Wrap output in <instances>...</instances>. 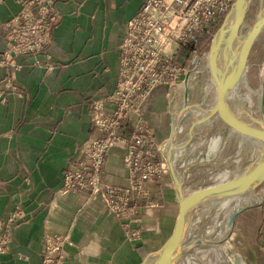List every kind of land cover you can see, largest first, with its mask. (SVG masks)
Masks as SVG:
<instances>
[{
  "label": "crops",
  "instance_id": "1",
  "mask_svg": "<svg viewBox=\"0 0 264 264\" xmlns=\"http://www.w3.org/2000/svg\"><path fill=\"white\" fill-rule=\"evenodd\" d=\"M144 2L55 0L58 21L46 55L20 56L15 67L4 51L7 24L20 3L0 0V82L10 77L15 89H0V235L9 238L0 264H43L44 242L53 234L69 238L63 264H144L171 235L178 198L168 173L145 184L133 223L110 214L88 191L64 192L68 170L99 135L91 124L92 104L114 91L119 47ZM167 91L156 87L145 107L157 142L167 138L171 120ZM131 130L122 123V135ZM124 155L122 142L109 149L104 183L128 186ZM259 215L251 264H264V206Z\"/></svg>",
  "mask_w": 264,
  "mask_h": 264
},
{
  "label": "built area",
  "instance_id": "2",
  "mask_svg": "<svg viewBox=\"0 0 264 264\" xmlns=\"http://www.w3.org/2000/svg\"><path fill=\"white\" fill-rule=\"evenodd\" d=\"M236 0H145L142 10L127 24L119 47V71L114 91L92 104L91 124L99 133L83 148V157L65 177L64 192L88 191L99 196L107 211L129 223L146 195L145 184L164 174L166 163L155 132L146 119V104L158 86H173L186 72L177 64L181 48H191L212 33ZM20 10L7 24L4 57L12 65L20 56L46 55L52 29L58 21L55 0H19ZM11 78L0 89L12 92ZM175 86V85H174ZM110 108V109H109ZM131 125L122 135V123ZM125 146L123 159L128 186L101 180L109 149ZM16 215L9 219L13 223ZM8 234L0 235V253L7 250ZM68 236L50 235L42 251L43 264H63Z\"/></svg>",
  "mask_w": 264,
  "mask_h": 264
},
{
  "label": "rangeland",
  "instance_id": "3",
  "mask_svg": "<svg viewBox=\"0 0 264 264\" xmlns=\"http://www.w3.org/2000/svg\"><path fill=\"white\" fill-rule=\"evenodd\" d=\"M263 6H264V0H249L248 10L246 12V18H245V25L242 30V33H245L246 31H248L249 27L254 23V21L256 20ZM224 17L220 19V22L212 30V33L209 36L204 37L200 41V43H197L194 47H191L188 49L181 48L179 54H177L176 56L175 61H177V64L180 67L186 68V72L184 74L182 73L179 76L178 80L174 84L175 86L174 85L170 87L166 86L168 88V91L164 99L165 100L164 107L165 109H167V112L170 113L171 120H170L169 126L167 127L168 129V132L166 133L167 138L161 142H157V144L161 146L162 150L164 149L163 157L166 163V168H165L164 173L165 174L168 173L171 178L172 176H171L169 166L166 160V152L168 149V145L170 144L172 132L174 131V134H175L174 139L177 135V126L175 122L176 115L179 113L181 109H183L185 105L187 106L190 105L191 108H195L197 106L205 108L211 104L210 102L213 100V97H214L213 90L210 93L208 92V90L206 91V88L209 87L207 84V80L209 79L208 78L209 76L205 73L203 69L204 68L203 64H205L206 58L208 57L211 41L213 37L215 36L218 28L221 26L224 20ZM195 60H196V63L194 64ZM221 61H222V57H221ZM263 63H264V32L260 34V36L258 37V40L252 46L250 53H249V57H248V66H247L246 74H247V78H248L250 85L254 89H259L263 84L264 77L261 76V68L263 66ZM205 86H208V87L204 89ZM171 93H172V96L169 97L168 95ZM203 118H206L205 114L203 115ZM205 120H208V119H205ZM186 127H190V126H188L187 121L184 120V122L182 123V132L179 134L178 140L181 141L185 139L184 137H186L185 134H187V129H188V128L186 129ZM221 127H224V128H221ZM227 129H228L227 126L224 125V123L222 122H218L213 126H209L208 124L205 126V129H203V132L201 130L198 131L199 134L202 133L199 139L201 138L212 139L217 136H223L226 138V140L227 139L231 140L230 136H228L230 134V130L229 129L227 130ZM194 132L196 134L195 129H194ZM230 140L227 143V146L229 145V147H226L224 150H222V152H219V155L210 161H207L204 159L206 148H203L200 152H198L197 155L195 156L196 158L193 157V159L192 158L188 159L189 163L186 164L187 166L182 165L183 162L179 159L180 157H183V156L178 157V161L176 160V171L178 175L180 176L179 177L180 181L182 180L184 184V188L193 189L198 186H207V185L215 184L216 179L213 178V176L211 175L214 174L213 173L214 169H217L219 167H221V169L235 168V170L240 168L239 166L242 164L243 160L246 161V158L243 157V154H242L243 152L242 153L238 152V139L232 138V142ZM230 154L231 155L233 154L232 155L233 157ZM185 158H187V156ZM224 166H227V167H224ZM199 173L201 175H199ZM172 184L174 185V182H172ZM263 190H264V184L261 185L257 189L256 195H259V193L262 192ZM263 206H264V200L260 202L259 204L251 206L248 209L240 212V214H238V216L235 218L232 228L229 229L230 233L227 236V238L224 241H221L219 243V245L222 246V250L225 254V258L227 262L226 264H231V263L232 264H251L252 262V255H251L252 254L251 253L252 239H253V235H255L256 233L254 227L256 226L257 218H259L260 216L259 214ZM250 212H253V214H251L248 217L246 213H250ZM191 219H192V216L189 218V221H191ZM201 244L210 245L211 242L206 241L204 243H200L199 245ZM205 249L207 248H203V250ZM186 253H185L186 257L182 259V261L179 264H186V263L187 264H207V262L205 261L206 257H203L201 253H197V252L195 253V250L193 251L192 247L189 248ZM186 258L189 260H187Z\"/></svg>",
  "mask_w": 264,
  "mask_h": 264
},
{
  "label": "bare ground",
  "instance_id": "4",
  "mask_svg": "<svg viewBox=\"0 0 264 264\" xmlns=\"http://www.w3.org/2000/svg\"><path fill=\"white\" fill-rule=\"evenodd\" d=\"M263 8L264 6L261 8V10ZM203 65H204L203 69L205 73L209 76L208 77L209 79L207 80V84L209 87L205 86L204 89L208 87L206 88V91L208 90L209 93L213 90L214 97H213V100L210 102L211 104L205 108H202L199 106L195 108H191L190 105L188 106L185 105L183 109H181L179 113L176 115L175 122L177 126V135L174 139L175 146H174V151H173V163L175 167H176V160L178 161V157L180 156H183L179 158L183 162L182 165H186L187 163H189L188 159L190 158L193 159V157H195L198 152H200L203 148H206L204 159L207 161H210L216 156H218L219 152H222V150H224L226 147H229V145L227 146V143L230 139L226 140V138L223 136H217L212 139H208V138L199 139L202 133L199 134L198 131L201 130L203 132V129H205L206 125L209 124V126H213L218 122L224 123L217 114L211 113L212 108L216 104L217 90H216V84L210 73L208 58H206L205 64ZM247 66H248V61L246 63V70H247ZM261 76L264 77V63L261 68ZM263 94H264V81H263L262 86L259 89H254L250 85L248 78H247L246 71H245L244 76L242 77V80L240 81L238 87L230 94V97H228V103L233 113L236 116H238V118L250 124L251 126H254L256 128H261V127H264V111H262ZM204 114L206 118H203ZM205 119H208V120H205ZM184 120L187 121L188 126L190 127H186V129L188 128L187 134H185L186 137H184L185 139L180 141L178 140V137H179V134L182 132V123L184 122ZM224 125H226L227 128L230 130V134L228 135L231 138L230 141L232 142V138L238 139V152L240 153L243 152L242 154H243V157L246 158V161L243 160L242 164L241 165L239 164L240 168L236 170L235 168L221 169V167L214 169V172H213L214 174L211 176H213V178L216 179L215 184H211L207 186H198L193 189H189V188L186 189L184 188V184L181 180V190L184 196H187L188 194L196 190H199L201 188L213 186V185L225 182L228 179H231L233 177L240 176L241 174L245 172V170H247L251 166L253 162H255L257 159L261 157L262 144L258 140H256L255 138L251 136L238 133L232 130L225 123ZM221 128H224V127H221ZM194 129L196 130V134L194 132ZM168 149H169V145H168ZM186 156L187 158H185ZM224 167H227V166H224ZM199 175L201 174L199 173ZM263 184L264 183H262L261 185ZM259 187L247 192L246 194L242 196H235V197H229V198L216 200V201L214 200V201L204 202L203 204L198 206L196 210L192 213V219L191 221L188 222L186 226L184 241L194 242V241L200 240L201 243L210 241L211 242L210 245L201 244L199 246L192 247L193 251L195 250V253L196 252L201 253L203 257H206L205 261L207 262V264H226L227 263L225 254L222 250V246H220L219 243L221 241H224L230 233L228 226H227L229 217L233 212H235L236 210L242 207H246V206L251 207V206L257 205L260 202H262L264 200V190L260 192L259 195H256V191ZM203 248H207V249L203 250ZM186 254L180 259H178L176 262H174L173 264H179L182 261V259L186 257ZM153 260L154 258H151L150 260H148V263L151 264Z\"/></svg>",
  "mask_w": 264,
  "mask_h": 264
},
{
  "label": "water",
  "instance_id": "5",
  "mask_svg": "<svg viewBox=\"0 0 264 264\" xmlns=\"http://www.w3.org/2000/svg\"><path fill=\"white\" fill-rule=\"evenodd\" d=\"M248 5L249 0H236L211 41L207 58L210 73L217 90L216 104L212 108L211 113L217 114L232 130L258 140L262 144L261 157L253 162L240 176L213 186L201 188L184 196L181 190V181L173 163L175 146V134L173 131L169 149L166 152V160L178 198V216L173 231L162 248L145 260L144 264H149L148 260L151 258H154L151 264H173L183 257L189 248L198 246L201 243L200 241H184L189 218L198 206L207 201L242 196L264 183V127L256 128L242 121L233 113L228 103V97L238 87L244 76L252 46L260 34L264 32L263 8L248 31L242 33ZM195 63L196 60L194 61ZM262 111H264V94ZM248 208L249 206L242 207L230 215L227 225L228 229L232 228L238 214Z\"/></svg>",
  "mask_w": 264,
  "mask_h": 264
}]
</instances>
